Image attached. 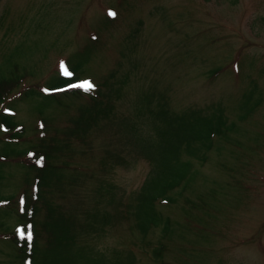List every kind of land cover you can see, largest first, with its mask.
<instances>
[{
  "label": "rangeland",
  "instance_id": "1",
  "mask_svg": "<svg viewBox=\"0 0 264 264\" xmlns=\"http://www.w3.org/2000/svg\"><path fill=\"white\" fill-rule=\"evenodd\" d=\"M66 61L83 85H100L102 93L105 82L112 87L124 82L121 96L111 97L113 120L92 127L86 142L65 132L88 96L45 95L40 89L58 76ZM14 63L20 73L26 72L10 96L12 120L24 131L12 140L0 129V264H21L2 234L19 223L16 211L32 187L27 178L33 167L26 161L46 130L59 142L65 139L70 149L58 160L69 162L63 175L66 191L48 194L45 207L55 213L51 202L62 213L74 214L75 231L93 203L90 173L99 175L97 157L108 150L125 158L101 174L117 187V198L123 194V217L96 239L80 231L84 235L76 234V246L128 252L135 264H264V0H0V74ZM27 87L34 94L20 97ZM145 95L148 107L160 102L172 112L207 111L220 104L236 127L227 142H213L205 163L192 160L196 172L190 191L177 205H158L177 224L170 240L158 229L139 233L127 200L149 165L122 151L118 132ZM135 119L148 125L146 117ZM77 165L83 172L72 185ZM185 197L198 203L195 210ZM44 213L41 207L36 221ZM160 243L165 252L156 258L152 249ZM45 252V257H36L37 264L54 263L56 257Z\"/></svg>",
  "mask_w": 264,
  "mask_h": 264
},
{
  "label": "trees",
  "instance_id": "2",
  "mask_svg": "<svg viewBox=\"0 0 264 264\" xmlns=\"http://www.w3.org/2000/svg\"><path fill=\"white\" fill-rule=\"evenodd\" d=\"M6 70L0 74V129L7 136L6 138L13 140L20 137L24 130L19 122L12 120L14 109L10 103V96L18 90V86L26 77V72L20 73L15 63ZM57 75L51 83L40 89L41 91L43 89L42 92L45 95L72 96L83 93L88 96V104L78 106L76 115L69 119L71 127L65 132L66 136L86 142L92 127H98L101 120H113L115 115L112 116L111 97L121 96L124 82L119 81L113 87L105 82L103 90H106V93L100 91V85L96 89L95 87L89 89L87 85L82 84L84 79L75 77L74 69L68 65L67 61L63 63ZM91 92L94 93L91 95L89 94ZM32 94L34 90L27 87L23 95L21 93L18 95L24 98ZM142 98L139 100L140 105L135 113L131 114L132 117L124 118L125 127L118 132V136L119 133L121 134L119 140L122 143V151H127L134 158L145 159L149 165V170L140 187L132 191L127 200L131 202L130 207L132 206L130 214L133 227L139 233L145 235L152 229H158L163 239L170 240L176 234L177 224L170 216L163 215L158 205L176 206L183 193L190 191L189 182L196 172L192 160L199 161V164L205 163L212 150L213 142L221 139L227 142L236 127L235 123L228 121L224 108L220 104L208 107L207 111L201 108H188L181 112H172L160 102L150 108L145 105L150 103L149 96L145 95ZM63 106L68 107L65 104ZM140 116L146 117L147 126L138 124L135 117ZM243 117L244 115L240 116V118ZM43 134L39 139L37 150L33 152V158L26 161L33 167L32 177L27 178L31 181L32 187L30 196L23 194L20 206L18 210L16 209L15 216L19 223L14 230L2 234L4 239H9L12 243V249H14V252H11L12 255L19 258L21 264H37L36 257H45V251L48 254L51 253L49 254L51 257H56L53 264H135L134 257L128 252L126 254L112 250V252H106L91 245L88 247L86 244L75 245L76 234L80 231L85 234L90 233L91 237L96 239L105 234L107 227L116 219L123 217L121 216L124 214L121 211V200H124V196L121 194L122 199L117 198V187L103 175L104 171L109 172L117 165L123 164L125 158L119 154H112L108 150L97 157L95 163L96 167H99L97 171L99 175L94 177L95 171L90 173V176L94 178V188L90 192L93 203L84 210L79 230L75 231V228L71 226L76 225L74 214L62 213V210L51 202L50 207L56 208L55 213L45 207L47 196L61 195L66 191L63 175L64 171L69 169V162L64 159L60 162L58 160L59 156L67 153L66 148L70 149V144L65 139L63 143L59 142L58 136L55 133L48 134L47 130ZM84 152L87 153V151ZM84 152L80 153L84 154ZM68 159H72V154ZM79 171L78 165L72 170L70 178L72 185L77 182ZM3 201L0 200V206H3ZM184 201L194 210L198 205L186 197ZM41 207L45 213L43 220L38 222L36 214ZM81 235L84 234L79 233L78 236ZM40 239L43 244L39 243ZM164 250L163 244L160 243L158 248L152 249L153 256L163 257Z\"/></svg>",
  "mask_w": 264,
  "mask_h": 264
},
{
  "label": "snow or ice",
  "instance_id": "3",
  "mask_svg": "<svg viewBox=\"0 0 264 264\" xmlns=\"http://www.w3.org/2000/svg\"><path fill=\"white\" fill-rule=\"evenodd\" d=\"M109 15H110V16H114L115 13H113V12H109ZM88 88L91 89V88H92V85L89 84V85H88ZM28 239H29V240L31 239V234H30V233H29V235H28Z\"/></svg>",
  "mask_w": 264,
  "mask_h": 264
}]
</instances>
